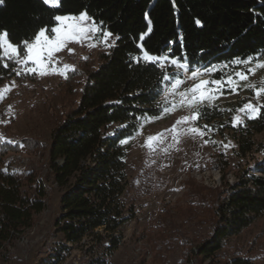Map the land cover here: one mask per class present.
Instances as JSON below:
<instances>
[{
  "label": "trees",
  "instance_id": "obj_1",
  "mask_svg": "<svg viewBox=\"0 0 264 264\" xmlns=\"http://www.w3.org/2000/svg\"><path fill=\"white\" fill-rule=\"evenodd\" d=\"M54 12L74 16L87 12L117 40L96 59L88 58L68 72L64 88L74 96L68 110L61 108L65 104L54 105L59 115L51 132L46 181L57 186L61 199L53 226L56 243L48 247L44 264H62L74 246L89 237L114 252L120 240L109 238L110 234L119 233L136 217L125 198L129 145L121 141L137 136L148 117L164 112L168 106L161 99L165 77L173 76L171 65L146 62L141 45L152 55L183 58L190 69L215 65L212 79L242 71L243 65L234 60L264 61V0H62L54 10L38 0H4L0 31L19 43L41 28L56 27ZM196 19L202 26L196 25ZM4 64L0 59V85L17 76L15 67ZM18 79L33 77L21 74ZM237 109L235 104L200 105L197 123L212 129L203 131L214 146L216 137L235 140L238 158L252 161L253 170L264 173V161L256 159L257 154L264 155V145L254 139L264 131V113L233 126ZM19 145L32 152L39 148L35 139L0 144V264H10L11 246L35 226L47 204L48 187L35 172L29 171L22 181L4 167L5 156L18 151ZM220 164L228 166L226 160ZM211 192L198 195L202 204L209 202L210 233L189 257L194 254L217 264H254L241 254L222 263L220 252L264 217V176L252 174ZM107 261L105 255H98L90 264Z\"/></svg>",
  "mask_w": 264,
  "mask_h": 264
},
{
  "label": "rangeland",
  "instance_id": "obj_2",
  "mask_svg": "<svg viewBox=\"0 0 264 264\" xmlns=\"http://www.w3.org/2000/svg\"><path fill=\"white\" fill-rule=\"evenodd\" d=\"M91 22L94 21L91 19ZM57 26L63 30L60 22ZM55 35L52 33L53 37ZM90 35L92 38L83 44L70 43L62 51L55 53L54 60L58 63L49 64L48 67L64 72L65 66H68L69 70L65 73L67 76L70 69H76L88 58L96 59L100 52L107 51L117 40V36L112 34L107 43H99L96 40L99 32ZM69 48L74 50L71 54ZM3 61L15 67L16 73L26 74L33 79L21 80L17 75L0 85V90L10 88L0 99V136L14 142L35 139L39 143L37 151H28L23 145L18 151L8 153L4 158V167L22 181L29 171H33L48 187L46 208L37 218L35 226L11 246L14 258L10 264H44L48 247L56 243L53 226L61 199L57 186L46 181L51 132L59 115L54 105L65 104L61 108L66 111L74 96L72 91L64 88L65 75L40 76L28 72L27 69L33 67L30 62L27 66H22L7 57ZM258 63L264 61L243 65L242 71L249 67L256 68ZM163 64L171 65L167 62ZM171 66V75L179 74L183 83L174 89L172 81L167 80L161 99L166 102L167 108L177 105L176 110L170 113L164 111L159 119L147 121L141 132L128 141L126 169L129 186L125 198L134 207L136 217L119 233L110 234L109 238L117 237L120 240L119 247L114 252H107V244L96 240V237H89L75 245L62 264H90L91 258L98 255H105L108 258L107 264H217L194 254L189 257L194 247L209 235L211 227L209 202L202 204L203 200H198V195H208L213 190H222L227 184L238 182L252 174L264 176V173L253 170L252 161L249 163L248 160L238 158L235 154V140L216 137L217 146H214L210 142L205 143L208 141L206 132L201 137L187 131L192 127H200L197 121L177 125L178 120L191 116L197 109L181 107L179 93L202 79L212 80V77L202 67L195 68L201 70L197 79H189L184 69ZM239 84L238 93L225 90V95L203 105L211 107L235 104L241 108L249 101L264 104V93H261L258 101L254 89L249 86L264 87V68H257L254 75L249 74L248 80L240 81ZM262 113L264 108H261L260 114ZM238 115L243 124L253 120L243 113ZM174 125L177 132L168 131ZM160 133H164L166 138L159 144L153 141L156 144L153 151L147 146L148 138ZM174 136H178V143ZM254 139L257 144L264 145V131L256 134ZM225 145L230 146L226 148ZM256 159L264 161V155L257 154ZM224 160L228 162L226 167L220 164L224 165ZM99 232L103 233V230ZM238 254L252 258L254 264H264V217L241 237L230 240L220 252V261L223 263Z\"/></svg>",
  "mask_w": 264,
  "mask_h": 264
},
{
  "label": "snow or ice",
  "instance_id": "obj_3",
  "mask_svg": "<svg viewBox=\"0 0 264 264\" xmlns=\"http://www.w3.org/2000/svg\"><path fill=\"white\" fill-rule=\"evenodd\" d=\"M41 6H48V9H59L62 6V0H38ZM175 2V0H173ZM4 3V0H0V5ZM53 19L63 25V30L60 26L52 28H41L35 33L32 37L28 39L21 40L19 43H13L9 39V34L7 31H0V51H3V59L7 57L8 60L14 61L16 64L27 66L29 62L33 67H29L27 70L29 73L36 75L44 76L48 74H61L65 75L66 71L69 70L68 66H65V71L61 72L60 69L53 67L50 69L49 64L58 63L57 60H54V54L62 51L70 43L83 44L84 41L91 39V33L99 32L101 36L99 37L103 42L107 43L109 37L112 36V33L103 31L98 25L94 22H91V17L87 12H81L78 16H67L53 13ZM196 25L202 26L199 19L195 20ZM150 30V29H148ZM147 31V30H146ZM47 33V34H46ZM52 33L56 35L53 37ZM146 34V33H145ZM141 36V39L143 38ZM110 46V45H109ZM141 47V57L148 63H154L157 66H162V62L170 63L175 66L177 69H184V73L188 75L189 79H197L201 74L200 69H191L187 63L183 62V58H177L175 56H166L161 55H152L148 51L144 50L143 45ZM69 53L71 54L74 50L69 48ZM251 58L247 60H234L233 63L236 65H246L250 64ZM3 67L7 68L8 64H4ZM223 67H228L224 65ZM257 68H264V63H258L256 68H247L246 71H235L234 75L221 76L212 80L202 79L199 83L194 84L191 88L187 89L184 92H180L181 96L180 106H188L198 108L200 105L205 103H211L212 100L218 99L220 96L225 95V90H228L230 93H238L240 88V81H247L249 74L254 75ZM74 71L75 69H70ZM204 72H214L216 71V66L213 65L210 68L203 70ZM20 75V72L16 73ZM65 78L67 76L65 75ZM165 79L172 81V87L175 89L178 85H181L183 81L180 79L179 74L176 76H167ZM255 91L256 99L259 101L261 93H264V87L257 88L255 85H249ZM10 88H5L0 90V99L3 98V93L9 91ZM177 108V105H173L171 108L164 109L165 112H173ZM261 108H264V104H253L251 101L245 103L243 107L237 109L238 113H243L249 119L256 118L261 111ZM201 113L199 111H194L191 116H185L182 120L177 121V125L189 121H197L201 118ZM159 116L148 117L147 121L154 119H159ZM146 121V122H147ZM242 123L240 115H235L233 117V126H237ZM204 129H208L207 125L203 126ZM211 131L212 129H208ZM173 133L177 132L176 125L172 129L168 130ZM191 134L204 136L206 133L200 127H192L187 130ZM166 137L164 133L157 134L155 137L148 138V144L153 151L155 150L156 144L162 143L163 139ZM178 143V136L173 137ZM155 141L156 144L152 142ZM127 140H122L121 143H127ZM209 141H205L208 143ZM0 143L14 144V141L5 140L0 136ZM214 143V141H213ZM230 145H225L229 147ZM23 148V145H19Z\"/></svg>",
  "mask_w": 264,
  "mask_h": 264
},
{
  "label": "built area",
  "instance_id": "obj_4",
  "mask_svg": "<svg viewBox=\"0 0 264 264\" xmlns=\"http://www.w3.org/2000/svg\"><path fill=\"white\" fill-rule=\"evenodd\" d=\"M76 264H78V263H76Z\"/></svg>",
  "mask_w": 264,
  "mask_h": 264
}]
</instances>
